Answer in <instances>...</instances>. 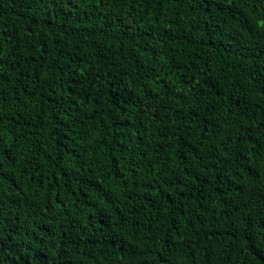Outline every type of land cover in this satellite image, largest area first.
I'll use <instances>...</instances> for the list:
<instances>
[{
	"label": "trees",
	"instance_id": "trees-1",
	"mask_svg": "<svg viewBox=\"0 0 264 264\" xmlns=\"http://www.w3.org/2000/svg\"><path fill=\"white\" fill-rule=\"evenodd\" d=\"M0 264H264V0H0Z\"/></svg>",
	"mask_w": 264,
	"mask_h": 264
}]
</instances>
